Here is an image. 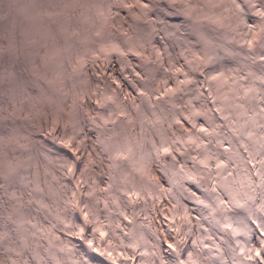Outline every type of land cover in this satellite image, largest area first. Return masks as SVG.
Listing matches in <instances>:
<instances>
[{"label":"rangeland","instance_id":"1","mask_svg":"<svg viewBox=\"0 0 264 264\" xmlns=\"http://www.w3.org/2000/svg\"><path fill=\"white\" fill-rule=\"evenodd\" d=\"M120 1L113 0L110 6L108 0H101V21L111 7L114 15L110 26H120L117 22L113 24L121 10ZM196 1L139 0L137 11L146 16L143 17L146 22L137 26L133 32L137 40L129 45L136 57L146 58L142 70L149 63L151 80L155 82V89L164 92L162 100L173 110L170 113L177 118L179 114L181 118H189L206 136L199 137L201 132L194 135L189 129L186 139L180 140L184 137L176 136L179 119L169 121L174 129L168 137L171 141L161 148L162 153L167 147L172 148L170 157L175 171L170 170V162L165 157L160 159L161 150L149 136V125L156 126V121L145 109H151L154 92H146L145 85H141L138 87L141 98L129 101L108 88L115 87L114 83L125 76L123 65L116 64L117 78L108 76L104 80L105 76L97 70L98 57L103 56L110 62L113 55L109 56V52L120 51L113 36H105L100 26L95 29V39L91 35L94 40L91 41L80 29V17L71 15L69 12H76L62 1L59 8L44 4L38 8L35 0L15 2V12L21 17L17 21L23 22L25 30L22 43L16 41L14 26L11 35L0 27V264H27L20 257L25 244L22 235L30 224L37 222L34 213L27 220L22 217L26 206L22 197L28 192L37 202L36 208L49 213L59 207V196L63 199L71 195L73 202L84 204L87 195L85 208L91 213L88 224L99 225L107 233L125 229V212L117 209L116 203L127 209L132 195L138 199L152 198L151 203H158L165 214L160 226L163 232L170 234L166 245L179 261L194 260L204 264L194 254L193 245L200 243L211 259H215L211 264H224L218 259L225 251L223 234L219 231L208 238L207 231L213 229L212 217L204 215L206 210L195 204L179 201L180 193L173 194L176 190L173 172H181L180 178L188 181L184 183L187 191L179 190L185 197L195 193L202 194L204 199L208 193L228 195V206L241 209L235 186L240 173L235 169L236 164L228 160L232 140L220 132L211 111L217 109L233 120L225 116L227 121L235 123L233 111L251 106L256 108L257 119L264 117V74L262 84L247 81L253 78L252 72L258 70L257 67L264 72V0H240L243 6L231 4L232 0H207V12L197 11ZM160 4L164 15L155 10ZM67 12L71 20L65 17ZM149 12L156 15H147ZM183 14L184 17H179ZM192 19L197 22L192 24ZM58 21L59 29L52 31ZM136 21L131 20L134 26ZM117 29L123 33L122 28ZM214 35L219 39L216 42ZM74 36L80 44H74ZM54 40L61 44L60 50H54ZM230 45L236 48L235 54L229 53ZM101 47L103 52L102 49L100 52ZM139 60H136L138 67ZM201 72L205 74L199 76ZM242 75L247 79L243 85L240 83ZM203 77L209 82L206 92ZM17 79L18 83L22 80L20 94L16 90ZM242 120L239 122L246 125ZM158 126L163 127V122ZM263 129H257L259 145L252 151L259 158L261 152L264 158ZM117 138L125 145H120ZM211 140L214 141L211 143ZM75 170H80V185L68 174ZM135 172L137 177L132 174ZM177 182L180 183L179 178ZM223 183L220 188L219 184ZM132 205H136L134 201ZM136 208L142 216L143 206L137 203ZM175 211L179 216L173 218ZM37 216L46 229L43 239L47 242L62 237L55 231V225L70 226L73 230L76 227L68 213L62 216L60 223L48 216L54 225L44 216ZM172 221L173 226L166 224ZM80 226L74 230L76 235ZM200 230L206 232L200 235ZM178 239L179 247L175 244ZM110 244L111 248L109 244L100 247L101 251L97 252L100 260L93 261L85 251L71 249L69 245L62 249V258L67 264H112V258L127 264L126 256L130 254L124 253L118 238L112 239ZM240 249L245 252V246ZM6 252L13 253V257ZM256 253L264 258L259 243ZM137 259L144 260L134 253L131 264H138Z\"/></svg>","mask_w":264,"mask_h":264},{"label":"bare ground","instance_id":"2","mask_svg":"<svg viewBox=\"0 0 264 264\" xmlns=\"http://www.w3.org/2000/svg\"><path fill=\"white\" fill-rule=\"evenodd\" d=\"M17 1L18 0H0V27L8 31V35H11L14 26L16 41L18 40L19 44H21L25 30L23 22L19 23V21H17L21 18L20 14H18L19 12H15V2ZM61 1L66 3L71 9H73L74 12H76H69L71 15L80 17V29L84 31V34L88 36L89 39H92L91 41H94L93 38L95 35V29H99V27L101 26L104 30L105 36H113V39L116 42L115 45H118L120 47V51L117 54L109 52V56H114L110 58V62L105 61L103 59V56L97 58L100 61L98 65L99 68L97 70L99 74H103L105 76L104 80L108 76L117 78L118 68L116 64L119 63L120 65H123L125 67V76H122L121 79H118L117 82L114 83L116 84L115 87L111 85L108 86V88L111 87L119 96L123 95L125 98H129V101H133V99L139 100L141 98V94L138 93V91L140 90L138 87L141 85H145L144 88L146 92H154V98H152L151 100V104H153L151 106V109H145V113L148 116L152 115L156 121V126L153 124H151L152 126L149 125V136L150 139L156 140L155 143L157 144L158 150H161L159 151L160 159L161 157H165L166 160L170 162V170L175 171V168L172 167L174 165L172 164L170 157L171 151H173L172 148L167 147V151L165 153H162L163 145L166 146L169 141H171V139L168 137L171 134V131L174 130L173 127L170 126L171 124L169 123V121L172 122L175 120L176 122L179 119V122L177 124L178 128L176 126V136L178 138L184 137L180 138V140L186 139L185 137L189 135V129L192 133H194V135H196L197 132H201L198 135L199 137L206 136H204V132H202L201 127H196V124L194 122L191 123V120L189 118H181L180 114L177 118L175 117V115H172V113H170L171 111L173 112V110H171L169 105H167L164 100H162L164 92L162 90L155 89V82L151 80L152 72H149V63H147L148 65H145L144 69L142 70V62L146 58H138L135 56V53L133 52L134 50H129V48L131 47L129 45L133 44L137 40L134 37L133 32L136 31L138 25L145 21L143 17H146L137 11L139 0L120 1V13L117 15V18L113 22V24L117 22L118 24H120V26L116 24H114V26H110L111 17L114 15V11L111 12V7H109V10L106 14L102 15L103 20L101 21V0H54L52 2H50L49 0H35V5L38 8L40 4H44L47 7L49 5H53L54 7L59 8L62 4ZM112 2L113 0L111 2L110 0H108V4L110 6ZM162 4L166 6L165 3ZM194 4L199 8L197 9V11L207 12L209 10L207 0H197ZM194 4L193 7L195 8ZM231 4H240L243 6L240 0H232ZM31 5H33V1L30 2V6ZM188 7H192V5ZM40 9L41 11H43L45 10V7L42 6V8ZM155 10L161 15H164L162 14L163 7L161 4ZM3 11H5L6 13L3 14ZM244 12L246 13V11ZM69 13L67 12L65 17L68 20H71L72 18ZM147 15L155 16L156 14L153 12H149V14ZM184 15L185 14L179 17L182 18L184 17ZM133 19L137 20L135 26L132 24ZM76 22L79 23L78 18L76 19ZM195 22H197L195 19L191 20L192 24H194ZM58 26L60 27L59 21L55 24V27L52 28V31L58 30ZM117 28H122L123 33L121 34ZM91 35L93 36V38L91 37ZM217 37V35H214L212 37L215 42L216 40H219ZM226 37H228V35ZM55 41L56 40H54V44L56 45L54 46V50H60L61 44ZM73 42L74 44L81 43L77 41L76 36H74ZM16 45H18V43H16ZM64 45L66 47L65 43ZM101 49L103 52L104 48L101 47L100 52ZM128 50L131 54L128 53ZM228 50L229 53L235 54L236 52V48H234V46L232 45H230V49ZM221 52L224 53V51ZM132 55H134V57H132ZM231 56L234 58L236 55ZM90 59H92V56H90ZM136 60H139V67L136 63ZM257 69L261 71V67H257ZM258 70L252 72L253 78H251L250 80H247L244 75H242V82L236 77L234 78L236 80H239L241 85H243V81L246 80L253 84H258L263 81L261 80V75L264 74V72H260ZM203 74H205V72H201L199 76H203ZM143 77H147V79ZM202 82L204 91H208L209 82L205 77H203ZM19 86H22L21 79L19 80V83L18 79L16 82V90L18 94H20ZM225 89L229 90L228 86H226ZM119 90H122V92L119 93ZM205 100L210 102L212 101L210 98H205ZM211 105L213 108H215L213 103ZM238 109L239 111H233L232 113L235 119H237L235 123L227 121L226 117H228L230 120H232V118L225 113L219 112L217 109L212 110L211 114L215 122L219 125L220 132L224 133V135L226 134L228 138L232 140L231 151L229 153L228 160L229 163L234 162L236 164L235 169L240 173V180L235 186L242 204L241 209L236 210L228 206L230 205L228 195L224 196L222 194L212 196L211 193H208L207 198L204 199L205 197L202 196V194L199 195L198 193H195L194 195L185 197L179 190L182 189L187 191V187H184V183L186 184V182L188 181L187 179L183 180L180 178L181 172H173L176 178V190L173 192V194L180 193L182 198L179 199V201L183 199L184 203L195 204L200 209L206 210L204 215H210L212 217L213 229L211 231H207L208 238L211 239L212 236L217 235L219 231L225 238V251L223 257L218 258L220 262L224 264H264V258H261L259 254L256 253V248L259 243L262 253L264 254V158L262 152L260 158L254 155V153L252 152L256 151L259 145L258 138L260 131H258L257 129H263L264 117L257 119L255 117L257 115V112L255 111L256 108H253L251 106H249V109ZM246 117L249 119H247ZM239 120H242V122H244L246 125H242ZM160 122H163V127L158 126ZM180 123H182L183 126L180 125ZM129 139L131 140V138ZM117 140L119 141L120 145H125V143H123L121 139L117 138ZM213 141L214 140H211V143ZM201 160L204 162L203 157L201 158ZM79 172L80 170L68 172V174L72 179H74L77 185H80ZM132 174L134 177L138 176L137 172ZM178 178L180 180V183L177 182ZM140 183H143L144 187V182L141 179ZM189 186H192V184H189ZM223 186L224 183L219 184L220 188H222ZM36 192L40 193L39 190H36ZM132 196L133 198L130 202V206H128L127 209H122L116 203V208L120 209L123 213L125 212V229L123 231L118 229L112 233H107L99 225L88 224V221L91 219V213H89L85 208V204L88 203L87 195V200L84 204L83 202L79 201L73 202L71 195L64 196L63 199H61L59 196V207L53 212L49 213V211H42V209H37V202L33 200V194H30L28 192L22 197V200L26 203V206L23 208L22 217L26 219L34 213L37 218V222L35 224H30L29 229L26 230V232L22 235V241L25 244L24 251L20 256L21 259H24L27 264H67V261L62 258V249H64L65 246L69 245L71 249H77L81 252L85 251L86 256L93 261L100 260V254H97V252L101 251L100 247L103 244H109L108 247L111 248V240L114 238H118L119 242L122 245L124 253L130 254L129 256H126L127 264L132 263L134 253H136V255L138 254V258L144 259L143 261H139L137 259L138 264H197L194 260H188L186 263L181 262L177 259L176 254L172 253V251L170 252V249L166 245V239H168L170 234L163 232L164 229L162 230L160 226L162 219L165 216L164 212L161 211V206L158 203L156 205L152 204V198L143 197L138 199L135 195ZM200 196L203 199H201ZM81 197L83 199V194H80V198ZM116 198L119 199V194L116 195ZM133 201L136 205H132ZM136 201L138 203V206H143L142 216L139 215V213L136 211ZM153 211H155L154 215L152 214ZM71 212L74 213V215L71 214ZM66 213H68L75 221L76 227L74 228V230L81 225L77 235L74 233V230L70 226H68V228L64 225H55L54 229H57L55 231L62 237L59 236L58 240L53 239V241H45L43 238L45 237L46 229L43 228L37 214L39 216H44L49 224L54 225V222L60 223V219ZM48 216H51L54 222ZM178 216L179 213L175 211V213L173 214V218ZM222 218L225 219V222H221ZM170 219L171 218H167L168 221ZM48 223H46V226H50ZM166 224L172 226L174 225L173 221L170 224ZM176 227L178 233L180 234L179 223ZM205 232L206 230H200L199 234L202 235ZM67 237L75 238V240H69ZM175 244L177 247L181 245L179 239ZM134 245L137 247H135ZM170 245L172 246V249L175 248L173 244ZM193 246L195 250L194 254L199 262H203L204 264H211L215 261V259H211V256L207 253L206 249L202 247V245H200V243H195ZM244 246L245 252H242L240 248ZM5 254L10 255L9 257H13V253L11 252H6ZM7 255H4L3 257H8ZM112 264L120 263L118 259L112 258Z\"/></svg>","mask_w":264,"mask_h":264}]
</instances>
